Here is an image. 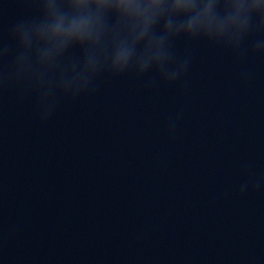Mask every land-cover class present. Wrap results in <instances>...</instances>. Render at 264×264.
<instances>
[{"label":"clouds","instance_id":"9594fccd","mask_svg":"<svg viewBox=\"0 0 264 264\" xmlns=\"http://www.w3.org/2000/svg\"><path fill=\"white\" fill-rule=\"evenodd\" d=\"M16 2L24 14L0 32V97L9 91L20 100L34 97L41 124L61 100L94 95L102 78L132 76L145 91L184 81L195 44L229 52L237 64L264 59V0ZM249 79L241 72L242 82ZM181 119L177 113L167 121L170 138ZM244 171L239 196L264 190V175Z\"/></svg>","mask_w":264,"mask_h":264}]
</instances>
